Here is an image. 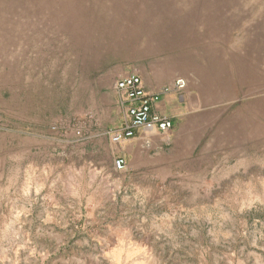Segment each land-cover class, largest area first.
<instances>
[{"label": "rangeland", "instance_id": "1", "mask_svg": "<svg viewBox=\"0 0 264 264\" xmlns=\"http://www.w3.org/2000/svg\"><path fill=\"white\" fill-rule=\"evenodd\" d=\"M131 73L186 81L157 147L108 137ZM119 243L121 264H264V0H0V264Z\"/></svg>", "mask_w": 264, "mask_h": 264}, {"label": "built area", "instance_id": "2", "mask_svg": "<svg viewBox=\"0 0 264 264\" xmlns=\"http://www.w3.org/2000/svg\"><path fill=\"white\" fill-rule=\"evenodd\" d=\"M186 88L183 78L174 79L170 85L161 87L157 92H148L140 75L131 73L118 78L114 90L118 98L119 107L126 119L121 130L108 133L113 144L135 137L136 132H158L167 134L173 129L172 119L159 113L156 105L171 92H181ZM114 169L122 171L126 166L123 157H116L113 161Z\"/></svg>", "mask_w": 264, "mask_h": 264}, {"label": "bare ground", "instance_id": "3", "mask_svg": "<svg viewBox=\"0 0 264 264\" xmlns=\"http://www.w3.org/2000/svg\"><path fill=\"white\" fill-rule=\"evenodd\" d=\"M129 231H130V230H129ZM123 232H124V231H123ZM124 234H125V233H124ZM117 236L119 237V235H116V238H115V239H117ZM128 236H129V235H128ZM126 237H127V236H126ZM120 238H121V237H120ZM125 239H126V238H125ZM120 240H121V239H120ZM120 240H117V241H120ZM143 240H144V239H143ZM145 241H146V240H145ZM124 242H125V241H124ZM127 242H128V241H127ZM129 242H130V241H129ZM129 242H128V245L130 244V246H132L131 243H129ZM146 242H147V241H146ZM135 243H136V242H135ZM135 243H134V245H135ZM126 244H127V243H126ZM141 244H143V243H141ZM116 245H117V243H116ZM144 245H147V244L144 243ZM126 246H127V245H126ZM135 246H136V245H135ZM140 246H141V245H139V248H140ZM18 247H19V246H18ZM132 247L134 248V246H132ZM113 248H114V246H113ZM135 248L137 249V246H136ZM143 248H145V247H143ZM125 249H126V248H125ZM110 250H111V249H110ZM137 250H138V249H137ZM137 250L131 249V247H129V249L125 251V250L122 249V244L119 243L118 246H117L116 248L112 249V251H111L110 253H108L109 251L106 252L107 250H106L105 252H103V253H108V254H110V255L107 254L108 258H112L111 260H113L115 264H121V263H120L121 261H123V260L126 261L127 258H129L131 255H134L135 252H136ZM139 250L141 251V248H140ZM146 251H147V250H145L144 253H146ZM138 252H139V251H137V253H138ZM141 252H142V251H141ZM141 252H140V253H141ZM148 252H149V251H148ZM137 253H136V254H137ZM142 253H143V252H142ZM146 254H147V253H146ZM122 255H123L124 257H123ZM109 256H111V257H109ZM142 256H145V255L143 254ZM132 257H133V256H132ZM138 258H139V257H138ZM148 258H149V257H148ZM140 259H141V258H140ZM151 259H152V258H151ZM113 261H112V262H113ZM149 261H150V260H149ZM147 262H148V261H147L146 259H143V260H137V259H136V261H134L133 263L131 262V263H132V264H148ZM114 263H113V264H114ZM123 263H124V262H123ZM154 263H155V262H154ZM124 264H125V263H124Z\"/></svg>", "mask_w": 264, "mask_h": 264}, {"label": "crops", "instance_id": "4", "mask_svg": "<svg viewBox=\"0 0 264 264\" xmlns=\"http://www.w3.org/2000/svg\"><path fill=\"white\" fill-rule=\"evenodd\" d=\"M162 100H163V105H162ZM168 99H161V101L156 105V110L163 112L164 110V103H166ZM161 135V134H160ZM151 143L153 146H158V132H154L153 134L146 136L142 131L136 132V135L134 138L127 140L126 147H131L133 145H140L141 143Z\"/></svg>", "mask_w": 264, "mask_h": 264}]
</instances>
